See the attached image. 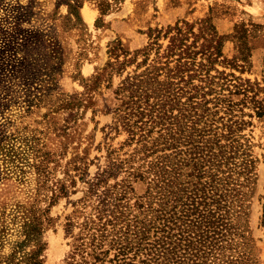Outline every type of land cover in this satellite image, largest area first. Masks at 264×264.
<instances>
[{
    "label": "rangeland",
    "instance_id": "rangeland-1",
    "mask_svg": "<svg viewBox=\"0 0 264 264\" xmlns=\"http://www.w3.org/2000/svg\"><path fill=\"white\" fill-rule=\"evenodd\" d=\"M182 20L195 23L196 31L202 21L213 25L222 37L223 57L241 65L217 64L218 69L264 85V0H0V264H15L23 251L36 246L32 241L21 250V206L33 203L50 217L37 239L44 245L41 264L65 263L78 222L92 212V204L81 201L88 182L96 181L109 164L117 171L109 182L121 179L127 163L116 162L141 147L139 133L132 138L121 123L119 111L125 105L120 103L127 92L117 88L126 76L142 71L145 64L137 66L142 55L121 71L114 69L111 77L104 74L89 89L92 79L113 60L109 47L114 41L132 51L147 44L148 28ZM153 55L154 49L149 59ZM72 96L78 104L63 106ZM244 118L251 121L244 133L256 176L245 223L252 251L264 264V115ZM44 151L49 152L48 184L60 179L68 185L67 194L53 203L50 191L37 193L34 163ZM134 185L141 193L142 183ZM69 218L75 221L70 228Z\"/></svg>",
    "mask_w": 264,
    "mask_h": 264
},
{
    "label": "trees",
    "instance_id": "trees-1",
    "mask_svg": "<svg viewBox=\"0 0 264 264\" xmlns=\"http://www.w3.org/2000/svg\"><path fill=\"white\" fill-rule=\"evenodd\" d=\"M181 22L148 28L147 44L132 51L114 41L109 47L113 60L92 79L89 89L104 74L111 77L114 69L119 72L142 55L137 62L145 64L142 71L126 76L117 88L127 92L120 103L125 105L119 111L121 123L132 138L139 133L141 147L116 162L127 163L121 179L109 182L117 172L109 164L96 181L88 182L81 201L91 203L92 212L78 222L64 264H259L245 223L256 176L244 133L251 121L244 114L264 115V85L218 69L217 64L241 65L223 57L222 37L213 25L202 21L196 31L195 23ZM75 98L62 105L75 106ZM245 107L252 111L246 113ZM44 152L34 163L37 193L50 191L53 203L67 194L68 185L60 179L48 184L49 152ZM137 181L143 185L141 193L135 191ZM46 215L47 209L34 203L21 206V250L32 241L36 246L23 251L15 264L42 263L44 245L37 239L50 219ZM74 222L69 218L66 225Z\"/></svg>",
    "mask_w": 264,
    "mask_h": 264
}]
</instances>
